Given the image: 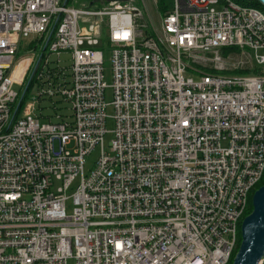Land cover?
Segmentation results:
<instances>
[{
    "label": "built area",
    "instance_id": "1",
    "mask_svg": "<svg viewBox=\"0 0 264 264\" xmlns=\"http://www.w3.org/2000/svg\"><path fill=\"white\" fill-rule=\"evenodd\" d=\"M103 1L0 0V264H229L264 179V74L191 72L186 57L223 69L220 51L242 49L264 66V13L173 0L153 41L132 0ZM33 36L42 49L19 58ZM22 60L37 66L38 103L66 102L68 116L22 104Z\"/></svg>",
    "mask_w": 264,
    "mask_h": 264
},
{
    "label": "rangeland",
    "instance_id": "2",
    "mask_svg": "<svg viewBox=\"0 0 264 264\" xmlns=\"http://www.w3.org/2000/svg\"><path fill=\"white\" fill-rule=\"evenodd\" d=\"M75 0H72L74 2ZM77 5H93L97 4L101 6L99 2L103 0H77ZM234 3H237L241 6H249L259 8L263 13L264 9L258 7L255 3L249 2L247 0H232ZM93 2V3H92ZM104 2V1H103ZM132 2L139 6L142 10V15L138 16L136 19L137 29L142 33V36L146 39H151L153 41L157 40L158 34L160 32V25L162 17L170 10V6L173 3V0H132ZM220 7H217L219 9ZM105 34H107V30L105 29ZM34 40L32 41L31 38H24L23 39V48L19 51L18 57L22 58L23 55H26L31 52H39L42 49V42L39 44L37 41V37L33 36ZM32 42V44H31ZM104 49V74H105V81L108 84V87L105 91V101L108 104L107 107V115L108 119L106 122V127L108 129V133L105 135L104 143L105 148L108 150L109 146L111 145V140L113 138V134L110 132L114 128V107L111 105L113 101V89L111 88V84L113 82V71H112V62H111V53L106 47ZM46 54H49V51H46ZM220 55L222 57V65L223 69H219L215 66V61L213 60L211 55H206L202 53H194L188 57H186V61L190 64V71L191 72H218L221 74H264V66H259L253 62V66L250 65V61L246 52L242 49H223L220 51ZM17 57V58H18ZM58 57L56 55H52L50 57L51 62H56ZM71 59L70 53H62L60 56L61 65L69 66V62ZM37 66L33 63L29 69L26 71H20V66L17 67L16 74L23 77L22 87L15 85V89L18 92L23 93L24 87L29 88L26 91V95L24 98L25 106L28 104H32L33 101L36 100V112L34 113L35 116H40L41 114L44 116H55V107H59L60 114L64 116L69 115L68 104L66 102H54V100H44L39 101L35 99V97L39 94L40 86L36 83V75H37ZM56 101V100H55ZM43 108V110L41 109ZM23 109L19 114L20 117L23 116ZM99 148L95 149L93 153L87 158L85 163V171L89 173L95 165L96 160L98 159ZM76 181L75 184H77ZM59 183L56 182L55 188ZM259 186V185H258ZM258 186L252 191L250 194V206L252 204V198L254 192L258 189ZM74 189V188H73ZM71 191L69 194H72ZM73 210V199L72 197L67 201V212L70 214ZM247 216V215H246ZM245 216V217H246ZM240 237H241V226H240ZM235 256V254H234ZM234 259V258H233ZM73 262H70V264Z\"/></svg>",
    "mask_w": 264,
    "mask_h": 264
},
{
    "label": "water",
    "instance_id": "3",
    "mask_svg": "<svg viewBox=\"0 0 264 264\" xmlns=\"http://www.w3.org/2000/svg\"><path fill=\"white\" fill-rule=\"evenodd\" d=\"M258 2L264 9V0ZM264 258V184L253 194L252 211L243 219L241 242L232 264H260Z\"/></svg>",
    "mask_w": 264,
    "mask_h": 264
},
{
    "label": "trees",
    "instance_id": "4",
    "mask_svg": "<svg viewBox=\"0 0 264 264\" xmlns=\"http://www.w3.org/2000/svg\"><path fill=\"white\" fill-rule=\"evenodd\" d=\"M255 4H256L258 7L263 8V7L261 6V4H259L258 2H256ZM28 89H29V88H28ZM23 103H25V102H24V99L22 100V104H23ZM263 184H264V179L260 182L258 188H259L260 186H262ZM251 211H252V204H251V206H250V210H249L248 214H249ZM240 242H241V237H240V239H239V246H240ZM235 254H236V253H235ZM233 258H234V256H233ZM233 258L231 259V261H230L229 264H232V263H233Z\"/></svg>",
    "mask_w": 264,
    "mask_h": 264
},
{
    "label": "bare ground",
    "instance_id": "5",
    "mask_svg": "<svg viewBox=\"0 0 264 264\" xmlns=\"http://www.w3.org/2000/svg\"><path fill=\"white\" fill-rule=\"evenodd\" d=\"M25 60H22L20 63H19V65L18 66H20V71H23L24 70V68H25V62H24Z\"/></svg>",
    "mask_w": 264,
    "mask_h": 264
}]
</instances>
